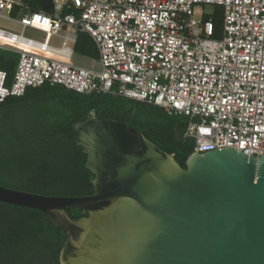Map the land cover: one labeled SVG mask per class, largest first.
<instances>
[{
    "label": "built area",
    "instance_id": "obj_1",
    "mask_svg": "<svg viewBox=\"0 0 264 264\" xmlns=\"http://www.w3.org/2000/svg\"><path fill=\"white\" fill-rule=\"evenodd\" d=\"M199 5L220 12L198 17ZM51 8L0 0V18L22 27H0V49L19 55L10 82L0 69V103L44 84L122 96L185 116L196 152L264 153V0H53ZM80 32L94 41L99 68L72 62Z\"/></svg>",
    "mask_w": 264,
    "mask_h": 264
},
{
    "label": "water",
    "instance_id": "obj_2",
    "mask_svg": "<svg viewBox=\"0 0 264 264\" xmlns=\"http://www.w3.org/2000/svg\"><path fill=\"white\" fill-rule=\"evenodd\" d=\"M72 129L94 194L0 186V201L40 209L66 230L61 264H264V153L217 147L183 167L126 121L93 115ZM70 206L87 215L72 218Z\"/></svg>",
    "mask_w": 264,
    "mask_h": 264
},
{
    "label": "trees",
    "instance_id": "obj_3",
    "mask_svg": "<svg viewBox=\"0 0 264 264\" xmlns=\"http://www.w3.org/2000/svg\"><path fill=\"white\" fill-rule=\"evenodd\" d=\"M25 1L34 10L45 9L42 0ZM217 17L220 14L215 17L218 27ZM75 51L98 57L94 41L85 32L78 33ZM18 58L0 49V69L8 72V82ZM93 115L128 122L174 154L183 167L195 151L194 139L185 137V116L122 96L87 95L44 84L0 103V186L49 196L94 194L95 175L86 167L87 154L76 145L78 134L72 129L74 122ZM67 212L74 219L87 215L73 206ZM66 240V230L49 221L42 210L0 201V264H61Z\"/></svg>",
    "mask_w": 264,
    "mask_h": 264
},
{
    "label": "rangeland",
    "instance_id": "obj_4",
    "mask_svg": "<svg viewBox=\"0 0 264 264\" xmlns=\"http://www.w3.org/2000/svg\"><path fill=\"white\" fill-rule=\"evenodd\" d=\"M204 10L206 13H213L214 11L219 12L220 8H215L212 5H199L197 11V16L199 17L201 11ZM4 14H6V12H3ZM217 22L218 20H220L217 24L218 27L220 28L219 31H221V26H222V18L220 17V19L217 17ZM0 27L1 28H5V29H9L12 31H17V32H21L22 31V27L17 24L16 22L7 20L5 18H0ZM24 33L27 36L30 37H37L38 35H41V32L33 29V28H26L24 30ZM73 63L78 64V65H82L85 67H95V68H99L100 65L98 64V61L96 60V58H91V57H87V56H82V55H76V57H74V59L72 60Z\"/></svg>",
    "mask_w": 264,
    "mask_h": 264
}]
</instances>
